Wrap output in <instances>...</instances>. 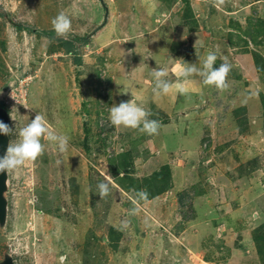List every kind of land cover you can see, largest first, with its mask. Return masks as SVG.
<instances>
[{
    "label": "rangeland",
    "instance_id": "obj_1",
    "mask_svg": "<svg viewBox=\"0 0 264 264\" xmlns=\"http://www.w3.org/2000/svg\"><path fill=\"white\" fill-rule=\"evenodd\" d=\"M135 5L147 11L133 16ZM60 12L68 38L87 35L79 64L42 34ZM209 52L214 68L231 65L225 91L178 75L202 69ZM159 68L168 94L153 91ZM10 91L9 144L38 113L69 144L60 153L42 139L43 155L8 173L0 259L264 264V0H0V93ZM130 100L158 134L111 124V107ZM163 165L171 186L151 197Z\"/></svg>",
    "mask_w": 264,
    "mask_h": 264
},
{
    "label": "clouds",
    "instance_id": "obj_2",
    "mask_svg": "<svg viewBox=\"0 0 264 264\" xmlns=\"http://www.w3.org/2000/svg\"><path fill=\"white\" fill-rule=\"evenodd\" d=\"M212 2L213 6H219L223 5L225 0H212ZM51 23L57 37L67 39L72 32L71 19L63 12L54 17ZM217 59L218 57L214 52H209L203 62L202 69L189 65L182 67L178 75L183 78L199 75L202 77L205 85H214L218 90L225 91L229 88L227 77L231 71V65L227 61H224L218 68H214V63ZM151 75L155 80L154 93L156 95L168 94L172 85L165 79L168 75L167 71L159 68L154 70ZM176 88L179 94H185L186 89L183 85H177ZM1 106L3 105L1 104ZM24 106L29 108L27 105ZM151 115L152 113L149 110L130 100L111 107L109 118L113 126H123L125 128L137 129L141 133L148 135H155L158 134L161 125L157 120H150L149 117ZM11 132L12 129L0 121V133L10 135ZM19 136L21 137L20 142L14 145L10 143L6 155L0 158V172L6 170L9 173L24 166L26 162H34L38 157L42 156L45 150L44 144L41 142L42 139H46L55 145L60 153L65 152L69 144L68 137L58 133L48 124L45 117L39 113L35 115V118L26 127L20 130ZM57 163H60V161H57ZM97 187L100 198H105L109 195L110 185L108 182H101ZM136 197L139 200L146 201L148 193L141 190L136 193ZM133 203L135 204V201ZM137 210L134 207L131 214L135 215ZM63 259L61 257V261Z\"/></svg>",
    "mask_w": 264,
    "mask_h": 264
},
{
    "label": "trees",
    "instance_id": "obj_3",
    "mask_svg": "<svg viewBox=\"0 0 264 264\" xmlns=\"http://www.w3.org/2000/svg\"><path fill=\"white\" fill-rule=\"evenodd\" d=\"M13 25L16 29L18 30H27V31H33V28H30L29 26L17 23V22H13ZM55 31L54 30H44L42 32V34L50 39H55L57 41H59L60 45L62 46V48L65 49V51L67 53H73L74 54V63L75 64H79L81 62V59L76 56L77 54V47L80 43H86L87 41V35L84 36H73L72 38H67V39H63L60 37H56L55 36ZM79 43L78 45L76 43ZM162 171L166 172V175H164L161 179L162 184L158 185L157 188L154 190V192H151L150 195L155 196L157 194H160L161 192H165L167 191L171 185H169V174H170V170L168 169V166L163 165L162 167ZM158 173V172H157ZM150 195H148L150 198Z\"/></svg>",
    "mask_w": 264,
    "mask_h": 264
},
{
    "label": "water",
    "instance_id": "obj_4",
    "mask_svg": "<svg viewBox=\"0 0 264 264\" xmlns=\"http://www.w3.org/2000/svg\"><path fill=\"white\" fill-rule=\"evenodd\" d=\"M1 97V94H0ZM0 121L9 126V113L5 107L0 104ZM9 135L0 133V158L6 155L7 148L9 146ZM8 172L5 170L0 172V227H3L7 218V205L8 201L5 196L7 191ZM0 264H15L12 256L9 253L3 255L0 259Z\"/></svg>",
    "mask_w": 264,
    "mask_h": 264
},
{
    "label": "crops",
    "instance_id": "obj_5",
    "mask_svg": "<svg viewBox=\"0 0 264 264\" xmlns=\"http://www.w3.org/2000/svg\"><path fill=\"white\" fill-rule=\"evenodd\" d=\"M133 7V6H132ZM145 8L144 7H142V6H134L133 7V10H131V15H133V16H140L139 15V11H142V10H144ZM121 12H126V8H125V6H123V7H121ZM146 10V9H145ZM135 11V12H134ZM147 11V10H146ZM135 13V14H134ZM134 29V28H133ZM132 28L131 29H129L128 31H132L133 30ZM159 34V33H158ZM146 35V34H145ZM159 37H160V39H162L163 38V36H162V34H159ZM154 38V37H153ZM150 39H151V37H150ZM155 39H157V35L155 36ZM153 42V41H152ZM161 163V162H160Z\"/></svg>",
    "mask_w": 264,
    "mask_h": 264
},
{
    "label": "built area",
    "instance_id": "obj_6",
    "mask_svg": "<svg viewBox=\"0 0 264 264\" xmlns=\"http://www.w3.org/2000/svg\"><path fill=\"white\" fill-rule=\"evenodd\" d=\"M20 86V82H18V86H17V89L18 87ZM12 91L9 92V95L7 94H3V93H0L1 94V97H0V102L1 104L4 106V107H7V106H10L8 105L9 103H12L11 102V98H12V94H11ZM23 96L21 95L20 98H22ZM19 97L17 96L16 99H18ZM18 101V100H16ZM13 104V103H12Z\"/></svg>",
    "mask_w": 264,
    "mask_h": 264
}]
</instances>
